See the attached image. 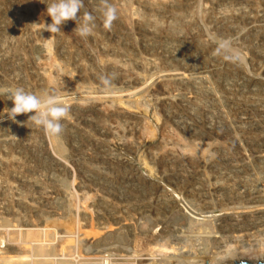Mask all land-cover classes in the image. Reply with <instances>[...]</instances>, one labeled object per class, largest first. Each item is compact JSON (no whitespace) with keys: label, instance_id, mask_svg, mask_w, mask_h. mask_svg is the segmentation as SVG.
<instances>
[{"label":"rangeland","instance_id":"1","mask_svg":"<svg viewBox=\"0 0 264 264\" xmlns=\"http://www.w3.org/2000/svg\"><path fill=\"white\" fill-rule=\"evenodd\" d=\"M49 2L50 0H0V88L20 87L26 92L38 96L44 94L52 95L58 102L59 100L61 103L63 102L62 104L65 106L68 103L70 104L67 106L68 113L66 115L70 119H66L67 117L65 116L64 122H61L63 124L61 136L58 138L52 137V141L49 139L51 136L47 134L45 136L46 132L42 131V128L39 130V127L33 125L34 129L32 123L30 126V121L21 118V116L18 117L17 115L15 121L8 120L4 111L11 108L12 103L4 96H0V115H4V118L0 119V125L3 126H0V225L3 227H0L3 230L2 232L0 230V236H2V238L0 237V252H2L3 256L7 255L6 259L9 264H37L36 261L38 263L40 261L41 264H52L53 261H56V253L57 255H61L62 253L64 255H61L63 256L62 259L60 258L56 264H62L63 262L70 264L68 262L71 261V264H77L78 262H83L88 254L87 258H95L97 253L101 256L103 252L104 255H110V257L108 256L110 259L113 257L115 259V257H119L117 255L118 252L101 250V248L114 247L112 246L113 243L102 245L103 247H96L94 244L87 243L84 237L87 238L86 233L90 234L91 232H93L92 236L94 237L95 230L96 232H100L98 230L101 227L114 226L118 221H121L120 224H124L125 222L130 223L125 224L127 229L124 230L122 235L124 236V241L126 238L128 239L125 242L122 241L129 246L127 249L129 250L130 258L133 256L131 254H136V258L139 254L147 253L145 252L147 249H150L152 253L156 252V250L159 252L160 247L150 244L152 241L148 238V235L140 232L138 228L140 223H146V219L150 225L153 223H151L150 219L157 217L153 211L155 213L159 212L155 207L157 205L156 201L157 203L161 202L163 197L165 200L166 198H172L169 200L178 201L181 197V193L178 194L181 192L180 189L191 185L192 191L197 190L195 193L198 192L197 197L199 200H205L213 208H216V205L219 208L220 202L226 203L228 197H232L231 200L233 202V198L241 195L243 191L242 195L246 196L254 194V191L256 193L261 188V185L264 184V168L261 166L262 163L261 165H259L260 163L258 164L259 161L256 158L253 160L252 147L250 149L249 142L247 143L246 141L248 137V141L250 140V135L254 138L255 136L256 138H264V85H248L246 81L252 78H261L262 76L260 68L264 67V0H108V3L117 9V19L113 21L110 30H105L102 26V17L99 11L103 6L102 0H83L81 15L84 12H89L96 18V27L93 29L91 35L86 38L79 36L74 29L76 25L71 20L62 24L60 32L55 34L40 30L43 27V23H50V19L45 15V8ZM78 24L79 22L77 21V26ZM33 26H35L34 29L36 31H32L31 28ZM45 34L47 35L45 36ZM18 37L19 40L17 39ZM43 38L50 46H46V48H50H48L49 52L42 47L44 52H48L44 53L46 55L43 52L40 53L43 50L39 48V45L42 46L40 43H46L43 41ZM34 40L35 42L38 40L37 44ZM39 41L41 42L39 43ZM44 57L46 62L44 61ZM237 57L239 58L237 59ZM53 61L56 66L53 65L52 68H54V71L56 70L59 77H57V80L54 73L49 74L51 77L54 74L55 78L50 77L52 80L51 87H47V84L49 85L50 82L45 83L47 80L45 79V75L43 78L42 74L45 72L42 71L48 70V66L51 67ZM47 62L51 64L47 65ZM158 70L161 73L163 70L164 72H168V70L170 72L171 70L184 72L189 77L194 75L192 78L188 77L191 80L186 79L180 83L179 81H175L171 82L172 84L165 82L164 85V82L159 83L157 82L158 80H155L158 74H161ZM151 75L155 76L152 77ZM196 76H201V79H198ZM102 77L110 79V86L103 85ZM194 77L197 78L195 79L197 82L193 79ZM204 78H206V82L210 87L206 84ZM122 79L132 81L130 85H127L128 87L130 86L129 88L119 83ZM53 80L55 81L53 82ZM198 80L200 83L202 82V85ZM151 82H153V85ZM142 85L147 86L144 89L139 88ZM119 86H122L119 88L120 90L117 89ZM160 86L164 88L161 89ZM80 87L81 93L78 92L80 91ZM204 87L208 89L206 92L209 91L210 95L205 92ZM74 88L77 89V92H74ZM82 89H85V91ZM87 89L92 91H88ZM88 92L89 94H87ZM167 92L170 94L166 95ZM57 93L60 95L58 96ZM128 93H130V98L127 95ZM141 93L142 95L146 94H144V101L141 99ZM120 95L125 96L121 97ZM90 96H95V99ZM107 96H109L108 99L106 98ZM103 97L107 100L106 102ZM117 97H120L119 100ZM133 97L137 98V100L141 99L140 102L143 104L138 101V104L140 103L141 106L140 104L137 105L135 103L137 100L133 99ZM61 98L67 101L64 102ZM73 98L74 100H72ZM98 98H101V102ZM76 99H79V101ZM111 100L114 103L110 107ZM75 101L78 104L81 103L82 107L76 106L77 103ZM121 101L125 103L123 104ZM131 102L134 103L132 104ZM163 102L168 105H165ZM83 103L87 105H83ZM96 103L98 107H94ZM103 103L109 105L107 107L104 105L107 110L103 106ZM129 105H132L131 108L128 107ZM138 106L140 107L138 108ZM20 119H24L26 123L24 120H22L24 123L21 122ZM228 120L230 124H227L230 126L231 131L227 127L228 125H225ZM2 122L5 123L2 125ZM122 123L125 124L122 125ZM14 124L17 126L16 131V126L13 127ZM21 125L24 127L22 130ZM111 125L116 126L112 127ZM118 126V130L124 127V132H122L123 130L117 131L116 128ZM223 126H226L228 130ZM11 127H13L12 134ZM207 127L210 128L208 129ZM111 128L116 132L114 133L117 137L114 133L113 135L111 132H108V129L111 130ZM5 129L8 131L5 132ZM240 130L242 134H239ZM7 132H10V135ZM118 132H121L120 136H118ZM235 134L239 135L236 136ZM130 135L131 140L129 139ZM230 135L234 136L231 137ZM121 136L123 139L128 137L125 141L129 140L132 143L130 144L129 141L126 143L123 139H120ZM45 137L47 138L45 139ZM241 137L245 139L242 140L240 139ZM234 138L237 140L235 141L237 143L233 142ZM175 139L176 141H173ZM46 141L50 142L51 145L48 144L51 147L53 144L54 150L51 147L49 148ZM177 141H180L181 144ZM211 142L212 146L211 149H208L210 150L208 152L205 149L208 146L210 148ZM164 144L165 146L167 144L169 146L164 147ZM172 145H174L175 149ZM178 146L183 147V150L179 148L187 156L193 157L190 158L193 163L191 161L189 163L183 161L179 157L175 159V163L177 164H174V162L168 163L169 158H165L166 155L163 152L161 155L164 158H161L160 151L168 150V147H171L169 148V152H173L170 156L179 154V150L177 151ZM244 147L249 148L246 151ZM161 148L163 149L160 150ZM192 148L193 150H190ZM49 149L53 152L51 153ZM170 149L174 150L171 151ZM199 150H202V155L204 154L203 151L208 152V155L210 153L214 154L213 158L212 155L208 156L206 152L205 156L200 157L201 152ZM54 151H56L55 156H51ZM57 151L60 152L59 156L56 155L58 154ZM153 153L155 154L152 155ZM248 155L252 159H249ZM244 156L246 158L248 156L250 162ZM242 157H244L243 160L241 159ZM54 158L61 159L62 161L60 163L56 162ZM201 158H205L204 160L207 159L210 162L203 165ZM238 161L241 163L240 165ZM179 162L182 164L180 165ZM250 165L252 169H250ZM241 166L243 171L241 170ZM244 167L247 168L248 172ZM251 170L254 174L251 172L249 174ZM195 171L197 172L195 173ZM162 172L164 173L162 174ZM166 174L179 175L178 177L172 176L171 181L169 180L172 183H169L163 178V175ZM181 175L184 176L181 177ZM184 178H187L186 181H184ZM222 178L224 180H221ZM179 181L180 187L178 184L177 187L175 183ZM221 181L222 184L220 183ZM224 181L228 182V185ZM169 184H173V188ZM210 184L213 185L211 186ZM263 187L264 185H262L261 189ZM215 188L218 189V192L217 190L215 191ZM159 189L161 191L164 190L162 191L163 193ZM239 190H242V192ZM249 190L251 192L253 190V192L250 193ZM215 192L218 194H214ZM199 195H202L201 198ZM207 198L211 202H208ZM219 199V203L216 204ZM234 202L236 203L235 199ZM241 202L243 203L244 200H239L240 205L236 203L238 205L236 206H242L244 203L242 204ZM227 203L231 205L230 207L235 206V203ZM253 211L246 210L245 213L249 214L253 213ZM81 214L84 215V218ZM220 214L217 212L215 215ZM141 216L145 217V219L141 218ZM138 220H140V223ZM141 220L144 222H141ZM132 223H135L134 227H132ZM148 223H146L147 226H149ZM106 224L107 226H105ZM3 225L7 228L6 230ZM129 225L131 226L129 227ZM51 228L55 229L54 231L56 232L57 230L62 232L66 228L71 231H69L70 234L68 233L64 237H59L56 234L54 236L55 232L51 231ZM83 228L86 230L84 231ZM149 228L151 232L154 229V233L161 231V226L155 227L153 225V227L149 226ZM35 229H43V232L37 233L34 231ZM27 230H29V233L26 234ZM61 234L64 235V233ZM6 235L8 236L7 238ZM18 235L22 236L18 238ZM23 235L26 237V240L28 236H31L35 240L30 238V241H36V243L33 242L34 245H31L29 238L24 243L23 239L25 240V237ZM70 235H74L72 239ZM98 235L95 233V237ZM56 236H58V240ZM68 236L70 241L66 243L68 245L67 248V245L65 244V246L64 243L69 240ZM11 237H13L12 240L9 239ZM80 237L83 239H80ZM93 237L90 236L89 238L94 239ZM66 238L68 240H65ZM78 238L82 241L81 244H79ZM13 239H16V241ZM84 241L86 244H83ZM17 242L20 245L27 244L28 242L31 246L27 244L28 247L24 246L25 248H22L20 246V248H17L19 247ZM109 244L111 246L108 247ZM116 244L115 246L123 245L126 247L124 244ZM80 245H89V247L87 249L84 246L80 247ZM60 246L67 248V251ZM153 246L156 247V250ZM95 247L101 251L93 250ZM69 248L71 249L69 250L70 255L71 252L75 255L76 250H79H77V254H79L77 263L75 262L77 254L75 256L72 255V259L68 254ZM164 248L163 251L168 250V253H171L170 249H166L168 248L167 246ZM73 249H75V252ZM130 250L133 251L131 252ZM163 251L161 254L159 253V256L157 253H153V255L156 254L159 257L155 256L158 264L160 262L164 264V258L168 257L167 251L166 253L164 252L167 256L163 254ZM202 252L201 255L198 254L195 258L193 257L189 260L191 262L194 261L195 263L193 264H202L208 259V253L204 250ZM53 253H55L53 255L54 257L56 256L55 258L52 256ZM65 254L71 258L64 259L66 258ZM104 255H102L104 260L109 259L107 256L105 258ZM44 256L48 258L50 256V260ZM82 256H84L83 259ZM47 259L50 262L52 259V263L47 261ZM189 260H187L188 264H191ZM187 261L183 264H186ZM134 262H136L135 259ZM206 262L209 263V261ZM166 263L173 264L172 261Z\"/></svg>","mask_w":264,"mask_h":264},{"label":"bare ground","instance_id":"2","mask_svg":"<svg viewBox=\"0 0 264 264\" xmlns=\"http://www.w3.org/2000/svg\"><path fill=\"white\" fill-rule=\"evenodd\" d=\"M37 2V1H36ZM161 2V1H160ZM181 5V4H180ZM230 6V5H229ZM235 14V13H234ZM250 14V13H249ZM221 15V14H220ZM212 21V20H211ZM140 22V21H139ZM213 22V21H212ZM144 23V22H143ZM260 23V22H259ZM142 24V23H141ZM34 27L35 26H33V28H31L32 29V31L33 30H35L34 29ZM36 27H38V26H36ZM216 27V26H215ZM42 28V27H41ZM40 29V28H39ZM37 30H38V28H37ZM172 30V29H171ZM36 31V30H35ZM167 31V30H166ZM45 32V31H44ZM43 32V33H44ZM155 32V31H154ZM1 33V32H0ZM19 33V32H18ZM49 33V32H48ZM170 33V32H169ZM172 33V32H171ZM42 34V33H41ZM165 34H166V32H165ZM167 34H168V31H167ZM47 34H45V36H46ZM169 35V34H168ZM18 36V35H17ZM27 36V35H26ZM44 36V35H43ZM237 36V35H236ZM48 39H49V37H47ZM11 39V38H10ZM18 40H19V37L17 38ZM24 40V39H23ZM37 42H38V40H36ZM43 41H44V38H43ZM31 42H32V40H31ZM34 42H35V40H34ZM34 42H33V45H34ZM37 42H35L36 44H37ZM41 41H39V43H40ZM44 42H46V40L44 41ZM42 46H40L39 45V48H41L40 50H43V51H41L40 53H42L43 52V54L44 53H48L49 51V45H48V43L46 42V43H44V44H42V43H40ZM50 44V43H49ZM259 44V43H258ZM261 45V44H260ZM46 46H49L48 48H46ZM33 47V46H32ZM36 47H38V46H36ZM42 47L43 48H45V49H47L46 51H48V52H44V49H42ZM34 48H35V46H34ZM36 49V48H35ZM38 50V49H37ZM39 51V50H38ZM52 52V51H51ZM44 55H46V54H44ZM48 56H49V54H47ZM51 55V54H50ZM46 57V56H45ZM45 57H44V61H45ZM43 58V57H42ZM47 58H49V57H47ZM51 58V57H50ZM227 58V57H226ZM261 58H263V57H261ZM52 59V58H51ZM42 60V59H41ZM259 60H261V59H259ZM43 61V60H42ZM264 61V60H263ZM46 62V61H45ZM50 62V61H49ZM49 62H47L46 64L48 65H50L51 63H49ZM17 63V62H16ZM37 63V62H36ZM53 63H54V61H53ZM51 64V67L50 66H48L49 68H48V70L47 69H45V70H43L42 72H45L44 74H42L43 75V78H44V75H45V79L48 81H46L45 83L47 84V83H49V85L47 84V87H51L50 86V84H51V78H55V76H56V78L55 79H57V77H59L58 75H57V73H56V70L54 71V68H52L53 67V65H55L56 66V64L54 63V64ZM257 63V62H256ZM262 63V62H261ZM41 65V64H40ZM43 65V64H42ZM45 65V64H44ZM220 65H221V63H220ZM260 65V64H259ZM54 66V67H55ZM41 67V66H40ZM45 67V66H44ZM42 68V67H41ZM50 68H52V69H50ZM124 68V67H123ZM44 69V68H43ZM55 69H56V67H55ZM59 70V69H58ZM159 72H160V70H158ZM162 71V70H161ZM260 74L262 75L261 76V78H252V79H250V80H248V81H246V83L248 84V85H264V83H263V79H264V67L261 69L260 68ZM60 72V71H59ZM156 72H157V70H156ZM51 73H54L55 74V76H54V74H53V76L51 77V76H49V74H51ZM161 73V72H160ZM60 74H61V72H60ZM68 75V74H67ZM157 75V74H156ZM194 75V74H193ZM192 75V76H193ZM152 76V75H151ZM151 76H150V78H151ZM153 76H155V75H153ZM152 76V77H153ZM192 76H190L191 78H192ZM51 77V78H50ZM61 77H62V75H61ZM68 77H70V76H68ZM189 77V75H187V74H185L184 72H178V71H172L171 70V72L168 70V72H164V70L162 71V73L159 75L158 74V76H157V78H155V80H158L157 82H164V85H165V82H175V81H179V83L181 82V81H183L184 82V80H186V79H189L188 78ZM198 79L201 77H199V76H196ZM263 77V78H262ZM142 78V77H141ZM197 78H193L194 80L195 79H197ZM201 79V78H200ZM205 79V80H204ZM203 80L206 82V78H204ZM58 80V79H57ZM142 80H144V79H142ZM148 80H150V79H148ZM189 80H191V79H189ZM202 80V81H203ZM55 80H53V82H54ZM59 81H61L60 79H59ZM64 81V80H63ZM119 81V80H118ZM154 81V80H153ZM196 82H197V80H195ZM203 81V82H204ZM57 82V81H56ZM198 82H199V80H198ZM61 83H64V82H61ZM120 84H122V85H124L125 87H128L127 85L129 84L130 85V83H132V81H130V80H128V79H122V80H120V82H119ZM140 83V82H139ZM153 82H151V84H152ZM177 83V82H176ZM179 83H177V84H179ZM200 83V82H199ZM209 83V82H208ZM58 84V83H57ZM145 84V83H144ZM147 84V83H146ZM172 84V83H171ZM184 84V83H183ZM196 84H198V83H196ZM201 85H202V82L200 83ZM206 84H207V82H206ZM153 85V84H152ZM163 85V86H164ZM193 85H195V84H193ZM208 86H209V84H207ZM143 86V85H142ZM140 86L139 88H142V89H144V87L145 86H147V85H145V86ZM169 86V85H168ZM187 86V85H186ZM120 87H122V86H119L117 89L118 90H120L119 88ZM130 87V86H129ZM128 87V88H129ZM157 87H158V83H157ZM165 87V86H164ZM164 87H161L160 86V88L162 89V88H164ZM166 87H167V85H166ZM210 87V86H209ZM243 88V87H242ZM95 89V88H94ZM114 89V88H113ZM113 89H112V92H113ZM126 89V88H125ZM124 89V90H125ZM141 89V91H143ZM158 89V88H157ZM202 89V88H201ZM204 89H205V87H204ZM75 90V91H74ZM74 92H77V89H75L74 88ZM79 90V89H78ZM82 90H84L85 91V89H82ZM88 90V89H87ZM115 90V89H114ZM121 90H122V88H121ZM138 90V89H137ZM206 90H208V89H205V92H206ZM209 90H211V89H209ZM72 91V90H71ZM70 91V92H71ZM88 91H92V90H88ZM136 91V90H135ZM140 91V90H139ZM161 91V90H160ZM212 91V90H211ZM210 91V92H211ZM57 92V91H56ZM68 92V91H67ZM73 92V93H74ZM78 92H82L81 91V87H80V91H78ZM87 92V91H86ZM99 92V91H98ZM145 92V91H144ZM209 92V91H208ZM208 92H206V93H208ZM52 93H53V91H52ZM60 93V92H59ZM63 93V92H62ZM61 93V94H62ZM84 93V92H83ZM105 93V92H104ZM110 93V92H109ZM132 94H133V92H131ZM143 93V92H142ZM142 93H141V95H142ZM58 94V93H57ZM63 94H65V93H63ZM67 94V93H66ZM71 94H72V92H71ZM87 94H89V92L87 93ZM139 94V93H138ZM145 94V93H144ZM142 95L143 96V98H142V96L141 95H138V96H141V99L143 100L144 99V96L146 95ZM164 94V93H163ZM170 93L169 92H167V94L166 95H169ZM209 95H210V93H208ZM211 94H212V92H211ZM263 94V93H262ZM60 94H58V96H59ZM74 95V94H73ZM76 95H77V93H76ZM79 95V94H78ZM128 96L130 95V93H128L127 94ZM134 95V94H133ZM196 95V94H195ZM52 96V95H51ZM86 97H87V95H85ZM121 96V95H120ZM123 96H125V95H122L121 97H123ZM128 96H126V97H128ZM135 96V95H134ZM163 96V95H162ZM173 96V95H172ZM176 96V95H175ZM174 96V97H175ZM213 96V95H212ZM71 97V96H70ZM74 97V96H73ZM82 97V96H81ZM84 97V96H83ZM91 98H93V99H95V96H90ZM98 97H99V95H98ZM102 97V96H101ZM108 97L109 96H107L106 98L108 99ZM111 97H112V95H111ZM110 97V98H111ZM115 97V96H114ZM113 97V98H114ZM131 96H129V98H130ZM168 97V96H167ZM76 98V97H75ZM89 98V97H88ZM119 98L120 97H117V99L119 100ZM125 98V97H124ZM139 99H140V97H138ZM166 98V97H165ZM169 98V97H168ZM171 98V97H170ZM213 98H214V96H213ZM62 99V98H61ZM70 99V98H69ZM86 99V98H85ZM92 99V100H93ZM96 99H97V96H96ZM99 99V98H98ZM101 99V98H100ZM100 99H99V101H100ZM103 99H104V97H103ZM116 99V100H117ZM123 99V98H122ZM133 99H136L137 100V98H134L133 97ZM141 99L140 100H137V102H135V100H133L137 105H139L141 102ZM162 100H163V98H161ZM172 99H173V101H174V98L172 97ZM215 99V98H214ZM213 99V100H214ZM9 100V99H8ZM63 101L65 100V99H62ZM72 100H74V98L72 99ZM77 100V99H76ZM80 100H82V99H80ZM90 100V99H89ZM105 100V99H104ZM116 100H115V102H116ZM117 100V101H118ZM131 100V99H130ZM67 101V100H66ZM66 101H64V102H66ZM77 101H79V99L77 100ZM97 101V100H96ZM107 100H105V102H106ZM110 101V100H109ZM113 100H111V104H109V102H107L109 105H110V107H111V105H112V103H114V101L112 102ZM125 101V100H124ZM132 101V100H131ZM138 101L140 102L139 104H138ZM144 101V100H143ZM142 101V102H143ZM215 101V100H214ZM217 101V100H216ZM59 102H60V100H59ZM69 102V101H68ZM71 102H73V101H71ZM76 102V101H75ZM86 102V101H85ZM89 102V101H88ZM91 102V101H90ZM95 102V101H94ZM101 102V101H100ZM122 102V101H121ZM120 102V103H121ZM126 102V101H125ZM124 102V103H125ZM129 102V101H128ZM127 102V103H128ZM133 102V103H134ZM172 102V101H171ZM61 103V102H60ZM63 103V102H62ZM61 103V104H62ZM74 103V102H73ZM77 103V102H76ZM87 103V102H86ZM99 103V102H98ZM118 103H119V101H118ZM123 103V102H122ZM121 103V104H122ZM123 103V104H124ZM132 103V102H131ZM131 103H129V104H131ZM132 103V104H133ZM157 103V102H156ZM164 103V102H163ZM166 103H168V102H166ZM176 103V102H175ZM210 103V102H209ZM65 104H67V103H65ZM69 104V103H68ZM68 104L66 105V106H68ZM108 104H105V103H103V106L104 105H106V107H107V105ZM120 104V105H121ZM135 104V105H136ZM141 104H143V103H141ZM141 104H140V106H141ZM165 104V103H164ZM174 104V103H173ZM172 104V105H173ZM64 105V104H63ZM70 105V104H69ZM83 105H87V104H84L83 103ZM90 105V104H89ZM98 104L96 103V105H94V107H98L97 106ZM102 105V104H101ZM108 105V106H109ZM126 106H127V104H125ZM125 105H123V106H125ZM165 105H168V104H165ZM171 105V106H172ZM206 105V104H205ZM76 106H78V107H82V104L80 103V104H76ZM103 106H101V107H103ZM122 106V105H121ZM125 106V107H126ZM131 106L132 105H129L128 107H130L131 108ZM134 106V105H133ZM140 106H138V108L140 107ZM183 106V105H182ZM72 107V106H71ZM70 107V108H71ZM100 107V108H101ZM105 107V106H104ZM105 107V109L107 110V108ZM127 107V108H128ZM240 107V106H239ZM242 107V106H241ZM69 108V109H70ZM87 108V107H86ZM89 108V107H88ZM135 108V107H134ZM72 109H74V108H72ZM76 109V108H75ZM78 109V108H77ZM80 109V108H79ZM92 109V108H91ZM103 109V108H102ZM109 109V108H108ZM166 109V108H165ZM190 109V108H189ZM256 109V108H255ZM81 110V109H80ZM84 110V109H83ZM111 110V109H110ZM99 111H100V109H99ZM103 111V110H102ZM181 111V110H180ZM259 111V110H258ZM81 112V111H80ZM84 112H85V110H84ZM98 112V111H97ZM105 112V111H104ZM33 113H27V114H22V115H18V117L19 116H21V118H24L25 120L26 119H28V117L29 116H31ZM223 115V114H222ZM67 118L66 119H70V118H68V116H66ZM65 118V117H64ZM83 118V117H82ZM180 118V117H179ZM208 118V117H207ZM24 119H20V121L21 122H23L22 120H24ZM65 119V120H66ZM209 119V118H208ZM207 119V120H208ZM25 120H24V122H25ZM86 120V119H85ZM116 120V119H115ZM7 122H8V120H6ZM63 122H64V119L62 120ZM68 121H71V120H68ZM209 121V120H208ZM222 121V120H221ZM227 121V120H226ZM17 123L19 122V121H16ZM23 122V123H24ZM104 122V121H103ZM120 122V121H119ZM143 122V121H142ZM211 122V121H210ZM5 123V122H4ZM3 122H2V125L4 124ZM14 123V122H13ZM16 123V124H17ZM20 123V122H19ZM26 123V122H25ZM72 123V122H71ZM114 123V122H113ZM222 123V122H221ZM225 123V122H224ZM227 123H229V120H228V122H226L225 123V125L227 126L228 124ZM9 124V123H8ZM11 124V123H10ZM16 124H14L13 125V127L14 126H16ZM22 124V123H21ZM108 124V123H107ZM112 124V123H111ZM120 124V123H119ZM118 124V125H119ZM125 124V123H124ZM123 123H122V125H124ZM230 124V123H229ZM243 124V123H242ZM7 125V124H6ZM5 125V126H6ZM18 125V124H17ZM186 125H187V123H186ZM223 125V124H222ZM233 125V124H232ZM1 126V125H0ZM4 126V127H5ZM24 126H26L25 124H24ZM29 126V125H28ZM30 126H31V121H30ZM29 126V127H30ZM62 126H63V124H62ZM100 126V125H99ZM112 126V125H111ZM110 126V127H111ZM116 126V125H115ZM115 126H112V127H115ZM226 126L224 127V128H226ZM1 127H3V126H1ZM13 127H11L12 128V132H11V134L13 133ZM32 127H34L33 126V124H32ZM109 127V126H108ZM135 127V126H134ZM143 127V126H142ZM216 127V126H215ZM228 128L230 127L229 125L227 126ZM7 128V127H6ZM10 128V127H9ZM16 128H17V126L15 127V131H16ZM22 128H24L22 125H21V130H22ZM71 128V127H70ZM121 128V127H120ZM208 128V127H207ZM210 128V127H209ZM208 128V129H209ZM220 128V127H219ZM228 128H226L227 130H228ZM238 128V127H237ZM29 129V128H28ZM34 129H35V127H34ZM113 128H111V130H112ZM117 129V131H122V132H124V127L123 128H121L120 130H118L119 129V126L116 128ZM116 129H114V130H116ZM184 129V128H183ZM230 129V128H229ZM2 130V129H1ZM39 130H40V128H39ZM70 130V129H69ZM109 131L108 132H111L112 134L115 132V131H111L110 129H108ZM213 130V129H212ZM5 132L6 131H8V130H4ZM36 131V130H35ZM42 131H44V130H42ZM128 131V130H127ZM167 131V130H166ZM226 131V130H225ZM230 131H231V129H230ZM10 132H7V133H9V135H10ZM37 132V131H36ZM98 132V131H97ZM227 132H229V131H227ZM6 133V134H7ZM21 133V132H20ZM29 133V132H28ZM43 133H45V132H43ZM116 133V132H115ZM114 133V134H115ZM119 133V132H118ZM121 133V132H120ZM118 134V136H120L121 134ZM226 133V132H225ZM231 133V132H230ZM233 133H235V132H233ZM113 134V135H114ZM123 134V133H122ZM129 134V133H128ZM132 134V133H131ZM239 134H242L241 133V130H240V132H239ZM239 134H235L236 136L237 135H239ZM243 134H246V133H243ZM14 135V134H13ZM26 135V134H25ZM41 135H42V133H41ZM175 135V134H174ZM229 135V134H228ZM12 136V135H11ZM45 136H47L46 135V133H45ZM115 136H116V134H115ZM128 136V135H127ZM177 136V135H176ZM231 136V135H230ZM234 135H232L231 137H233ZM249 136V135H248ZM9 137V136H8ZM49 137V136H48ZM117 137V136H116ZM242 137H244V136H242ZM240 138V139H245V138ZM246 137V136H245ZM252 136L250 135V140L248 141V139H249V137L247 138V143L250 145V149H251V147H252V149L251 150H253V151H251V153H252V156H253V160L256 158L259 162H258V164L259 165H261V163H262V167L264 168V166H263V162H264V138H262V137H257L256 138V136H255V138L254 137H252ZM47 137H45V139H46ZM120 138V137H119ZM131 138V135H130V137H129V139ZM172 138H174V137H172ZM8 139V138H7ZM12 140H14L13 138H11ZM49 139H51L52 141H53V138L51 137H49ZM48 139V140H49ZM120 139H123L122 138V136H121V138ZM119 139V140H120ZM126 139H128V137L127 138H124L123 140L125 141ZM9 140V139H8ZM50 140V141H51ZM131 140V139H130ZM136 140V139H135ZM228 140H230V139H228ZM4 141V140H3ZM7 141V140H6ZM110 141V140H109ZM121 141V140H120ZM129 141V140H128ZM127 141V142H128ZM173 141H176V139L175 140H173ZM235 141H237L235 138H234V140H233V142L234 143H237V142H235ZM2 142V141H1ZM9 142H10V140H9ZM13 142V141H12ZM73 142V141H72ZM122 142V141H121ZM126 142V141H125ZM125 142H123V143H125ZM126 142V143H127ZM178 142V141H177ZM180 142V141H179ZM178 142V143H179ZM239 142H240V140H239ZM46 143L48 144H50V142H47L46 141ZM52 143V142H51ZM125 143V144H126ZM129 143H130V141H129ZM129 143H128V145H129ZM132 143V142H131ZM130 143V144H131ZM169 143V142H168ZM221 143V142H220ZM230 143V142H229ZM232 143V142H231ZM25 144V143H24ZM48 144V145H49ZM56 144V143H55ZM71 144V143H70ZM172 144V143H171ZM179 144H181V142L179 143ZM178 144V145H179ZM209 144V143H208ZM207 144V145H208ZM243 144H244V142H243ZM242 144V145H243ZM246 144V143H245ZM48 145H46V146H48ZM51 145V144H50ZM49 145V148L51 147ZM76 145V144H75ZM168 145V144H167ZM167 145L165 146V144L163 145L164 147H167ZM174 145H176V144H174ZM174 145H172V147L174 146ZM206 145V144H205ZM214 145V144H213ZM234 145H236V144H234ZM241 145V144H240ZM249 145H247V146H249ZM73 146V145H72ZM169 146V145H168ZM211 146H212V142H211V145H210V148H208L207 146V148L205 149L206 151L208 150V149H211ZM247 146H245V147H247ZM55 147V146H54ZM74 147V146H73ZM163 147V148H164ZM182 149L183 147H181V146H178V149H177V151L179 150V154H177V155H175L174 154V156H170V155H172V153L173 152H169V148H171V147H168V150H162L163 148H161L160 150H162V151H160L161 153H160V155L162 154V152H163V154H165L166 156H165V158H169L168 159V163H170V162H174V164H177V163H175V159H177L178 157L179 158H181L183 161H186V162H188L189 163V161H191L192 162V160H190V158H193L192 156H187L186 155V153H184L182 150H180V148ZM213 147H215V146H213ZM232 147H234V146H232ZM244 147V148H245ZM52 149H53V144H52V147H51ZM174 148V147H173ZM177 148V147H176ZM187 148V147H186ZM249 148V147H248ZM248 148H245L246 149V151H247V149ZM165 149H167V148H165ZM175 149V148H174ZM173 149V150H174ZM195 149V148H194ZM196 149H197V147H196ZM196 149H195V151H196ZM203 149V148H202ZM240 149V148H239ZM3 150V149H2ZM21 150V149H20ZM50 150V152L52 153L53 151L51 150V149H49ZM48 150V151H49ZM54 150V149H53ZM99 150V149H98ZM171 150V149H170ZM173 150H171V151H173ZM190 150H193V148L192 149H190ZM190 150H188V151H190ZM198 150V149H197ZM176 150H175V152H177ZM200 152H201V154H200V157L202 156H205L210 150H208V152H206V154H205V152L203 151V155H202V150H199ZM212 151H213V149H212ZM244 151V150H243ZM55 152L56 151H54V153H53V155H51V156H55L54 154H55ZM58 152V151H57ZM245 152V151H244ZM249 152V151H248ZM253 152H254V154H253ZM39 153V152H38ZM168 153V154H167ZM212 153H214V152H212ZM250 153V152H249ZM50 154V153H49ZM59 154H60V152H58V154H56L57 156H59ZM150 154V153H149ZM155 153H153L152 155H154ZM159 154V153H158ZM239 154V153H238ZM246 154V153H245ZM38 155V154H37ZM208 155V154H207ZM210 155H212V158H213V155L214 154H211L210 153ZM210 155H208V156H210ZM241 155H243L242 153H241ZM156 156H157V158H158V155L156 154ZM194 156H196V155H194ZM207 156V157H208ZM249 157H250V155H248ZM247 156V158H246V156H244L249 162H250V160L249 159H252V157H248ZM38 157H39V155H38ZM49 157V156H48ZM61 157V156H60ZM153 157H155V156H153ZM160 157V156H159ZM164 158V156H162L161 155V158ZM216 157V156H215ZM244 157H242L241 159L243 160V158ZM33 158V157H32ZM208 158H210V157H208ZM218 158V157H217ZM249 158V159H248ZM55 159V161L56 162H59L60 163V161H62L61 159H58V158H54ZM79 159V158H78ZM205 159V158H204ZM204 159H202L201 158V160H202V162H203V165L204 164H206L207 162H210L209 160H204ZM239 159V158H238ZM164 160V159H163ZM211 160V159H210ZM213 160V159H212ZM246 160V161H247ZM214 161H216V160H214ZM233 161V160H232ZM237 161V160H236ZM236 161H234V162H236ZM178 162V161H177ZM234 162H233V164H234ZM239 162V161H238ZM63 163V162H62ZM180 163V162H179ZM184 163V162H183ZM193 163V162H192ZM232 163V162H231ZM246 163V162H245ZM256 164H257V162H255ZM172 164V163H171ZM182 163H180V165H181ZM187 164V163H186ZM211 164V163H210ZM214 164H215V162H214ZM235 164H237V162L235 163ZM241 163L239 162V165H240ZM257 164V165H258ZM88 165V164H87ZM185 165V164H184ZM191 165H193V164H191ZM216 165V164H215ZM229 165V164H228ZM238 165V166H239ZM255 165V164H254ZM188 166H189V164H188ZM212 166L214 167V165L212 164ZM212 166H209V167H212ZM234 166V165H233ZM246 166H247V163H246ZM256 166V165H255ZM100 167V166H99ZM172 167V166H171ZM236 167V166H235ZM250 167V169H252V167H251V165L249 166ZM262 167H261V169H262ZM202 168V167H201ZM237 168V167H236ZM241 168H242V166H241ZM245 168V167H244ZM149 169H150V167H149ZM191 170H192V168H190ZM195 169V168H194ZM246 169V171H247V168H245ZM249 169V170H250ZM161 170V169H160ZM196 170H198L199 171V169H197L196 168ZM242 171H243V168L241 169ZM254 170V169H253ZM111 171V170H110ZM192 171H194V170H192ZM206 171V170H205ZM205 171H203L204 173H205ZM231 171V170H230ZM246 171L244 170V173L246 174ZM108 172V171H107ZM189 172V171H188ZM187 172V173H188ZM197 171H195V173H196ZM200 172V171H199ZM234 172V171H233ZM248 172V171H247ZM250 172L252 173V174H254L253 173V171L251 170V171H249V174H250ZM164 172H162V174H163ZM176 173V172H175ZM178 173V172H177ZM186 173V174H187ZM180 174H184V173H180ZM186 174H185V176H186ZM193 174H194V172H193ZM200 174V173H199ZM219 174H221V173H219ZM218 174V175H219ZM251 174V176H253ZM178 175L179 174H177V175H168V174H166V175H163L164 177L163 178H165V180L167 181V182H169V180L171 181V177L173 176V177H178ZM204 175V174H203ZM255 175H256V173H255ZM254 175V176H255ZM85 176V175H84ZM131 176V175H130ZM161 177H162V175H160ZM184 176V175H183ZM182 175H181V177H183ZM190 176V175H189ZM251 176H250V178H251ZM262 176V175H261ZM180 177V176H179ZM180 177V178H181ZM190 177H192V176H190ZM200 177V176H199ZM85 178V177H84ZM130 178V177H129ZM189 178V177H188ZM226 178H227V174H226ZM242 178V177H241ZM255 178H256V176H255ZM259 178V177H258ZM134 179H135V177H134ZM185 179V178H184ZM187 179V178H186ZM186 179L184 180V181H186ZM194 179V178H193ZM190 180H192V179H190ZM217 180V179H216ZM221 180H224L223 178L221 179ZM226 180V179H225ZM248 180V179H247ZM213 181V180H212ZM211 181V182H212ZM218 181V180H217ZM220 181V180H219ZM232 181V180H231ZM230 181V182H231ZM254 181V180H253ZM255 181H257L256 179H255ZM182 182V181H181ZM211 182H208V183H211ZM225 182V181H224ZM246 182V181H245ZM258 182V181H257ZM166 183V182H165ZM169 183H172V182H169ZM214 183V182H213ZM221 184H222V181L220 182ZM226 183V182H225ZM250 183V182H249ZM260 183H261V181H260ZM264 183V182H263ZM176 184V186L178 187V185L180 184V181L178 182V183H175ZM178 184V185H177ZM184 184V183H183ZM216 184V183H215ZM217 184H218V182H217ZM216 184V185H217ZM227 185H228V182L226 183ZM226 184H225V186H226ZM251 184V183H250ZM258 184V183H257ZM130 185V184H129ZM166 185H167V183H166ZM169 185H171V184H169ZM173 185V184H172ZM171 185V186H172ZM211 186L213 185V184H210ZM209 185V186H210ZM230 185V184H229ZM232 185V184H231ZM240 185V184H239ZM249 185V184H248ZM262 185H264V184H262ZM262 185H261V188H262ZM35 186V185H34ZM109 186V185H108ZM171 186H170V188H171ZM175 186V185H174ZM175 186V187H176ZM215 186V185H214ZM234 186V185H233ZM236 186H237V184H236ZM243 186V185H242ZM241 186V187H242ZM247 186V185H246ZM111 187V186H110ZM179 187H180V185H179ZM190 187V188H189ZM189 187L187 186H185V187H183V188H181L180 190H181V192H177L178 194H180L181 193V197H180V199H178V201H175V200H169V199H172V198H169V199H167L166 197V200L164 199V197H163V199H161V202H159V203H157V201H156V210H158L159 212L158 213H155V211H153L154 212V214H156V216L158 217H152L150 220H151V225L147 222V219L145 220L146 221V223H148L149 224V226H151V227H153V225L156 227V226H161V231H159V232H153V230H152V232L150 231V228H149V226H147V224L146 223H140V220H138L139 221V223H140V225L138 226V228H139V231L140 232H142V233H144V234H146V235H148V238H150V240L152 241V243H150V244H153V245H156L157 247H160V248H164V245H165V248H166V246L168 247V248H166V249H170V251H171V253L169 254L168 252V250H166L167 251V254H168V257H166V258H164L165 260H163V262H164V264H169V263H166V262H169V261H172L173 262V264H183V263H185V261H187V260H189L190 258H195V256H197L198 254H200L201 255V252L204 250L205 252H207L208 254V256H207V260L206 261H209V263L208 262H206V261H202L204 264H240V263H245V264H264V187H263V189H259L258 191H257V189H256V193H255V191H254V194H248V195H246V196H244V195H242V193L244 192H242V190L240 191V192H242L241 193V195H237L235 198H233V202H232V200H231V198H229L228 197V201H227V199H225L224 197V199L227 201V202H231V203H235L234 202V199L236 200V203H238L239 204V200H241V201H243L244 200V204L242 205V206H240V207H237L238 205L235 203V206L233 207H230L231 205L230 204H228L227 202V204L225 203V202H223L225 205H227V206H225L222 202H220V207L219 208H217V205H216V208L218 209H216V208H213V206L212 205H210V204H208V203H206L205 202V200L204 201H202V200H199V198L197 197V194H198V192L197 193H195V191H197L196 189H195V191H192L193 189H191V185H189ZM216 187V186H215ZM218 187V186H217ZM238 187V186H237ZM250 187V186H249ZM257 187H259V185H257ZM172 188H173V186H172ZM171 188V189H172ZM212 188V187H211ZM221 188V187H220ZM229 188V187H228ZM232 188V187H231ZM235 188V187H234ZM156 189V188H155ZM165 189V188H164ZM169 189V188H168ZM191 189V190H190ZM218 189H219V187H218ZM218 189L217 188H215V191L217 190V192H218ZM99 190V189H98ZM160 190V189H159ZM173 190H175V189H173ZM214 190V189H213ZM230 190V189H229ZM233 190V189H232ZM235 190V189H234ZM254 190H255V188H254ZM9 191V190H8ZM161 191V190H160ZM162 191H164V190H162ZM161 191V192H162ZM220 191V190H219ZM223 191V190H222ZM236 191V190H235ZM238 191V190H237ZM248 191V190H247ZM155 192V191H154ZM157 192H159V191H157ZM213 192V191H212ZM217 192H215L214 194H216ZM227 192H229V191H227ZM227 192H226V194H227ZM249 192L250 193H252L253 192V190H252V192L249 190ZM61 193V192H60ZM94 193V192H93ZM163 193V192H162ZM221 194H222V192H220ZM219 193V194H220ZM235 193V192H234ZM239 193V192H238ZM17 194V193H16ZM15 194V195H16ZM153 194H155V193H153ZM218 194V193H217ZM216 194V195H217ZM233 194V193H232ZM247 194V193H246ZM1 195V194H0ZM86 195V194H85ZM234 195V194H233ZM96 196V195H95ZM150 196V195H149ZM155 196H157V195H155ZM154 196V197H155ZM162 196V195H161ZM179 196V195H178ZM200 196V195H199ZM202 196V195H201ZM201 196H200V198H201ZM219 196V195H218ZM223 196V195H222ZM204 197V196H203ZM202 197V198H203ZM210 197H212V196H210ZM217 197V196H216ZM162 198V197H161ZM215 198V197H214ZM227 198V197H226ZM92 199V198H91ZM111 199V198H110ZM109 199V200H110ZM156 199H158V198H156ZM213 199V198H212ZM217 199H218V197H217ZM216 199V200H217ZM237 199H239V200H237ZM93 200H95V199H93ZM160 200V199H159ZM163 200V201H162ZM207 201H208V198L206 199ZM18 201H19V199H18ZM149 201V200H148ZM210 201V200H209ZM208 201V202H209ZM219 201H220V199L218 200V202H216V204H218L219 203ZM22 202V201H21ZM85 202V201H84ZM93 202V201H92ZM99 202V201H98ZM150 202V201H149ZM154 202V201H153ZM211 202V201H210ZM212 202H214V201H212ZM26 203V202H25ZM215 203V202H214ZM10 205V204H9ZM83 205V204H82ZM127 205V204H126ZM215 205V204H214ZM229 205V206H228ZM240 205V204H239ZM29 207V206H28ZM150 207H153V206H150ZM79 208H80V206H79ZM82 208V207H81ZM95 208V207H94ZM104 208V207H103ZM16 209V208H15ZM84 209V208H83ZM105 209V208H104ZM153 210H154V208H153ZM246 210H254L253 211V213L251 212V213H245V211ZM82 211H84V210H82ZM122 211V210H121ZM148 211H149V209H148ZM230 211H232V212H230ZM233 211H239V212H233ZM241 211H244V212H241ZM27 212V211H26ZM85 212V211H84ZM146 212V211H145ZM221 213L220 215H215L216 213ZM5 213V212H4ZM33 213V212H32ZM71 213V212H70ZM96 213V212H95ZM147 213V212H146ZM34 214V213H33ZM145 214V213H144ZM148 214V213H147ZM147 214H145V215H147ZM150 214V213H149ZM153 214V213H152ZM81 215H83V214H81ZM95 215H97V214H95ZM144 215V216H145ZM204 215H210V216H204ZM148 216V215H147ZM154 216V215H153ZM160 216V217H159ZM143 216H141V218H142ZM82 218V217H81ZM83 218H84V215H83ZM91 218V217H90ZM144 219H145V217H143ZM147 218V217H146ZM155 218H157V219H155ZM102 220V219H101ZM116 220V219H115ZM150 220H148L149 222H150ZM85 221V220H84ZM111 222H113V221H111ZM116 222V221H115ZM120 222L121 221H118L114 226H112V225H109L110 227H108L107 226V224L105 225V226H107V227H99L100 229L98 230V231H100V232H96V230L94 231V237L92 236L93 234V232H91L90 234H88V233H86L87 234V238H89L90 236L91 237H93L94 239H87V238H85L84 237V239L86 240V242L87 243H91V244H94L96 247H98V246H102V245H106L107 243H113L112 244V246H114V247H109V246H111V244H109L108 245V247L109 248H101V250H103V249H105V250H109V251H115L116 253L118 252V256L119 257H115V259H113L112 258V256H111V258L112 259H110L109 257H110V255H104V252H103V254L102 255H104L105 256V258H109V259H106V260H104V257H102V255L101 256H99V254L97 255H95V258L93 257H90V258H87L88 257V255H87V257H86V259H84V261L83 260H81V258H79L81 261H83V262H78V257H79V254H77V250H76V253H75V255L77 254V256H75L72 252H71V255H70V253H69V250H71L70 248L68 249V254L72 257V259H73V256H75L76 257V259L77 260H75V262L77 263H82V264H156V262H157V259L155 258V256L157 257V255L155 254V255H153V253H157L158 254V256H159V253L161 254L162 253V251H163V248L162 249H160L159 248V252L156 250V247L155 246H153L154 248H155V250H156V252H153L152 253V251L150 250V249H147V250H145V252H147V253H145V254H139L138 255V257L136 256V258H135V255L136 254H131V255H133L131 258H130V256H129V250L127 249V247H129L128 245H126V243L124 244L123 243V241H124V236H122L123 235V232H124V230L125 229H127V227H126V225L125 224H130L129 222L128 223H124L123 221V223L124 224H120ZM135 222V221H134ZM141 222H144V221H142L141 220ZM138 223V224H139ZM135 223H132L131 225H132V227H134L133 225H134ZM137 224V223H136ZM88 225V224H87ZM99 225V224H98ZM131 225H129V227L131 226ZM4 226V225H3ZM101 226V225H100ZM112 226V227H111ZM137 226V225H136ZM176 226V227H175ZM0 227L1 228H3L1 225H0ZM7 227V226H6ZM11 227V226H10ZM131 227V228H132ZM0 228V230H1V232L3 231L2 229ZM13 228V227H12ZM71 228V227H70ZM4 229L6 230L7 228H5V226H4ZM41 229V228H40ZM92 229V228H91ZM90 229V230H91ZM136 229V228H135ZM47 230V229H46ZM51 231H54L55 229H53V228H51L50 229ZM83 230H84V228H83ZM86 230V229H85ZM84 230V231H85ZM160 230V229H159ZM9 231H10V228H9ZM29 230H27V232H26V234L27 233H29L28 232ZM33 231V230H32ZM34 231H36L37 233H42L43 232V229L42 230H38V229H35ZM69 231H71V230H68V228H66V229H64V231H62V232H60V231H58L57 230V232L56 231H54L53 233H54V236H55V234L56 235H58L59 237L60 236H62V237H64V236H66V235H68V233H69ZM88 231V230H87ZM130 231V230H129ZM131 231H132V229H131ZM158 231V230H157ZM31 232V231H30ZM138 232V231H137ZM147 232V233H146ZM22 233V232H21ZM20 233V234H21ZM61 233H64V235L63 234H61ZM71 233H75V232H71ZM95 233L98 235V233H99V235L97 236V237H95ZM131 233V232H130ZM6 234V233H5ZM5 234H4V236H5ZM24 235H26L25 233H23ZM70 234V233H69ZM136 234V233H135ZM143 234V235H144ZM8 235V234H7ZM6 235V238L8 237ZM23 235V236H24ZM31 235V234H30ZM75 235V234H74ZM74 235H70L71 236V239H72V236H74ZM88 235H90L89 237H88ZM4 236H3V238H4ZM11 236H13V235H11ZM19 236H22V235H18V238H20ZM27 236V235H26ZM33 236V235H32ZM58 236H56L57 237V240L59 239L58 238ZM132 236V235H131ZM1 238H2V236H0ZM9 237H10V235H9ZM13 237H15V236H13ZM13 237H11V238H9L10 240H12V238ZM17 237V236H16ZM25 237V236H24ZM23 237V238H24ZM76 237H78V236H76ZM126 237V236H125ZM28 238H29V242H31V245L33 244L34 245V243H36V241H30V238H32L31 236L29 237H27V240H26V237H25V240L23 239V241H25L24 243H26V241H28ZM55 238V237H54ZM82 237H80V239H81ZM113 238V239H112ZM147 238V237H146ZM147 238V239H148ZM8 239V240H9ZM17 239V238H16ZM16 239H13V240H15L16 241ZM32 239H34V238H32ZM45 239H47V238H45ZM68 239H69V236H68ZM67 238L65 239V240H68ZM83 239V238H82ZM112 239V241H110ZM9 240V241H10ZM20 240V239H19ZM35 240V239H34ZM56 240V239H55ZM78 240H79V238H78ZM123 240V241H122ZM126 240H128L127 238H126ZM125 240V241H126ZM0 241H1V239H0ZM7 241V240H6ZM18 241V240H17ZM70 241V239L68 240V241H66L65 243H64V245L66 244V243H68ZM77 241V240H76ZM80 241V240H79ZM79 241H78V243H79ZM124 241V242H125ZM19 242V241H18ZM17 242V244L19 245V247H17V248H20V246H22V248L25 246V247H28L27 246V244H29L28 242H27V244H23V245H20L19 243ZM45 242H47L46 240H45ZM57 242V241H56ZM59 242V241H58ZM150 242V241H149ZM7 243V242H6ZM15 243V242H14ZM20 243H23V242H20ZM78 243H76L78 246H79V244H81L82 243V241H80V243L78 244ZM116 243H119V244H124V245H126V247L125 246H120V245H118V246H115V245H117ZM127 243H129V242H127ZM9 244V243H8ZM16 244V246H18ZM83 244H86L85 243V241H84V243ZM30 245V244H29ZM30 245V246H31ZM67 245V244H66ZM65 245V246H66ZM90 245V244H89ZM89 245L88 246H84V245H80V247H82V246H84V248H87V247H89ZM15 246V245H14ZM15 246V247H16ZM24 247V248H25ZM61 247V246H60ZM64 249H65V251H67L66 249L68 248V245L66 246L67 248H65L64 246H62ZM61 247V248H62ZM80 247H79V249H80ZM95 247V249H93V250H95V251H101V250H97V249H99V248H96ZM103 247V246H102ZM150 247H151V245H150ZM152 247V248H153ZM16 248V249H17ZM164 248V249H165ZM1 249V248H0ZM5 249V248H4ZM4 249H2V250H4ZM60 249V248H59ZM63 249V250H64ZM88 249V248H87ZM74 250V252H75V249H73ZM81 250H83L82 248H81ZM153 251H155L154 249H152ZM9 251H14V250H9ZM20 251V250H19ZM59 251V250H58ZM61 251H62V249H61ZM64 251V253H66ZM79 251V250H78ZM89 251V250H88ZM104 251V250H103ZM131 251V250H130ZM133 251V250H132ZM131 251V252H132ZM161 251V252H160ZM166 251L164 250L163 251V254H165L166 253ZM18 252V251H17ZM83 252H84V250H83ZM85 252L87 253V251H86V249H85ZM165 252V253H164ZM204 252V254H206ZM6 253V252H5ZM62 253V252H61ZM81 253V252H80ZM86 253H85V255H86ZM100 253H102V252H100ZM203 253V252H202ZM55 253H53L52 254V256L54 255ZM84 254V253H83ZM108 254V253H107ZM120 254V255H119ZM162 254V255H163ZM167 254H165V256H167ZM50 255V254H49ZM61 255H63V253L61 254ZM61 255H57V253H56V256H57V258H55L54 256V258H55V260L56 261H53V263L55 262V264H56V262L61 258L62 259V257L64 256H61ZM73 255V256H72ZM82 255V254H81ZM84 255V256H85ZM161 255V256H162ZM170 255V256H169ZM7 256V255H6ZM6 256L4 255H2V252H0V264H9L8 262H7V259H6ZM52 256H51V258H52ZM59 256H61V257H59ZM65 256H66V258H64V259H68V258H71V257H67V255L65 254ZM84 256H82V259H83V257ZM93 256V255H92ZM107 256V257H106ZM115 256V255H114ZM164 256V257H165ZM206 256V255H205ZM225 256H227L228 257V259H226L225 260ZM45 258H48V257H46V256H44ZM163 257V256H162ZM162 257H160V258H162ZM200 257V256H199ZM156 259V262H155V259ZM157 258H159V257H157ZM49 260H50V256H49V258H48ZM47 259V261H49ZM75 259V258H74ZM104 261H103V260ZM134 259H135V261L136 262H134ZM198 259V258H197ZM202 259H204V258H202ZM42 260V259H41ZM79 260V261H80ZM191 260H193V259H191ZM195 260V259H194ZM43 261V260H42ZM47 261L45 262V260H44V262L45 263H47ZM62 261V260H61ZM61 261H59V262H61ZM162 261V260H161ZM190 261V260H189ZM196 261V260H195ZM201 261V260H200ZM37 262V264H41L40 263V261H39V263H38V261H36ZM36 262H33V263H36ZM50 262V261H49ZM66 262V261H65ZM72 262V261H71ZM71 262H68V263H70L71 264ZM74 262V261H73ZM198 262V261H197ZM50 263H52V259H51V262ZM52 263V264H53ZM64 263V262H63ZM62 263V264H63ZM77 263V264H78ZM161 263V262H160ZM159 263V264H160ZM190 263L191 264H193V263H195L194 261L193 262H191L190 261ZM202 263V264H203ZM57 264H59V263H57ZM64 264H67V263H64ZM73 264H75V263H73ZM157 264H158V262H157ZM162 264V263H161ZM186 264H188V261L186 262ZM198 264V263H197Z\"/></svg>","mask_w":264,"mask_h":264},{"label":"clouds","instance_id":"3","mask_svg":"<svg viewBox=\"0 0 264 264\" xmlns=\"http://www.w3.org/2000/svg\"><path fill=\"white\" fill-rule=\"evenodd\" d=\"M102 3L103 6L99 10L102 26L105 30H110L113 21L117 19V9L108 3V0H102ZM82 7L83 0H50L45 8V15L50 19V23H43L40 30L55 34L60 32L62 24L71 20L74 21L76 25L74 29L79 36L88 37L96 27V18L89 12L81 15ZM101 80L104 86H110L111 81L108 77H102ZM0 96H4L12 103L11 108L4 111L8 120L15 121L17 115L31 112L33 114L28 117L27 121L42 128L51 137L61 136L63 131L61 122L68 113V107L59 103L53 96L48 94L38 96L20 87L0 88ZM3 118L4 115H0V119ZM226 259H228L227 256H225Z\"/></svg>","mask_w":264,"mask_h":264},{"label":"water","instance_id":"4","mask_svg":"<svg viewBox=\"0 0 264 264\" xmlns=\"http://www.w3.org/2000/svg\"><path fill=\"white\" fill-rule=\"evenodd\" d=\"M240 264H245V263H240ZM259 264V263H258Z\"/></svg>","mask_w":264,"mask_h":264}]
</instances>
